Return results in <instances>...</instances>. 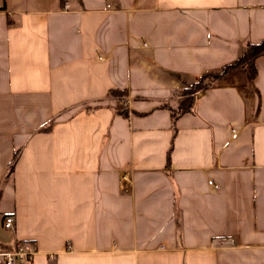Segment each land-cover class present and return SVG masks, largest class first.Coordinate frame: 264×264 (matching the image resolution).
I'll return each mask as SVG.
<instances>
[{
    "label": "crops",
    "instance_id": "0c3cea01",
    "mask_svg": "<svg viewBox=\"0 0 264 264\" xmlns=\"http://www.w3.org/2000/svg\"><path fill=\"white\" fill-rule=\"evenodd\" d=\"M262 38L264 0H0V247L264 264V53L170 114Z\"/></svg>",
    "mask_w": 264,
    "mask_h": 264
},
{
    "label": "trees",
    "instance_id": "16d2710c",
    "mask_svg": "<svg viewBox=\"0 0 264 264\" xmlns=\"http://www.w3.org/2000/svg\"><path fill=\"white\" fill-rule=\"evenodd\" d=\"M264 53V38L256 43H246L241 54L231 63L226 64L215 71L201 74L196 80L180 89L181 98L177 105L170 110L172 120L179 114L188 112L191 107L192 95L195 91L210 85L214 80L230 73L234 69L242 68L248 80L255 76L254 59ZM46 129V128H44ZM168 156V153H167ZM16 153L13 155L8 171H10Z\"/></svg>",
    "mask_w": 264,
    "mask_h": 264
},
{
    "label": "built area",
    "instance_id": "2783aa9c",
    "mask_svg": "<svg viewBox=\"0 0 264 264\" xmlns=\"http://www.w3.org/2000/svg\"><path fill=\"white\" fill-rule=\"evenodd\" d=\"M120 187L129 183L128 172H121L119 176ZM13 217L6 215L2 219V227L11 228ZM35 248L31 242L15 240L10 247H0V264H23L31 262L35 255Z\"/></svg>",
    "mask_w": 264,
    "mask_h": 264
},
{
    "label": "rangeland",
    "instance_id": "374dc122",
    "mask_svg": "<svg viewBox=\"0 0 264 264\" xmlns=\"http://www.w3.org/2000/svg\"><path fill=\"white\" fill-rule=\"evenodd\" d=\"M2 234H4V233H2ZM2 234H1V235H2Z\"/></svg>",
    "mask_w": 264,
    "mask_h": 264
}]
</instances>
